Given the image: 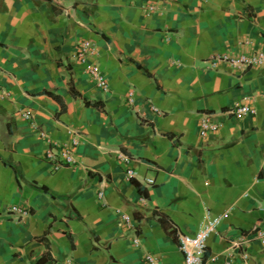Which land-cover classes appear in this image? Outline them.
I'll use <instances>...</instances> for the list:
<instances>
[{"label":"crops","instance_id":"obj_1","mask_svg":"<svg viewBox=\"0 0 264 264\" xmlns=\"http://www.w3.org/2000/svg\"><path fill=\"white\" fill-rule=\"evenodd\" d=\"M84 40L106 92L75 55ZM256 51L264 0H0V264H183L170 224L193 234L206 213L222 216L206 264H238L239 239L264 264V66L209 67ZM241 103L255 113H227ZM24 107L51 141L79 134L74 164L53 169ZM205 113L219 126L201 137Z\"/></svg>","mask_w":264,"mask_h":264},{"label":"built area","instance_id":"obj_2","mask_svg":"<svg viewBox=\"0 0 264 264\" xmlns=\"http://www.w3.org/2000/svg\"><path fill=\"white\" fill-rule=\"evenodd\" d=\"M149 10H154V6H150ZM96 54L95 46L90 41L84 40L81 41L77 48L75 55L77 59L86 64L87 74L95 82V85L102 91H108L109 85L107 78L102 73L99 65L91 60V57ZM219 62H225L232 66L244 65L247 67H263L264 66V51H256L251 54H237V53H222L215 55L209 61V67L214 68ZM10 92L2 89L0 87V99L8 98ZM127 98L130 103L134 101V91L130 90L127 93ZM154 111L158 112L155 107H152ZM229 115L240 116L245 114H254L255 108L250 104L241 103L227 110ZM19 114L23 119L29 121L34 128L37 130L40 137L44 138L48 144V148L45 151V158L51 162L53 169L57 170L60 167L66 165H72L76 162L75 150L79 145V134L72 130L68 129L67 133L69 138L66 141L56 142L51 141L45 131L38 129L33 122V112L29 108H21ZM219 124L210 120V114L205 113L199 123V133L201 137H206L209 132L216 131ZM134 171L128 169L126 175L128 178H133ZM154 180L152 178H146L145 184L152 185ZM99 195H102L100 192ZM4 212L6 215L15 218H22L29 213L26 207L21 205L12 204L5 208ZM122 220L130 228L135 227L134 221L129 215L122 214ZM222 220L221 215H209L206 213L203 225L198 231L193 234H188L179 229L175 224H170L171 231L175 238L178 241L179 249L183 255V264H206L205 259V249L207 247V240L210 235L216 231V227L220 224ZM256 238L264 247V228L256 231ZM133 244L137 245L139 243V237L136 236L133 238ZM246 241L239 239L233 243L234 247L241 248L239 255L240 262L238 264H250L249 254L245 247ZM149 262L153 263L154 259L151 256L146 257ZM232 254L228 253V258L226 264H231ZM214 257H210V260H214ZM66 264H71V262L66 261ZM234 264V263H232Z\"/></svg>","mask_w":264,"mask_h":264},{"label":"trees","instance_id":"obj_3","mask_svg":"<svg viewBox=\"0 0 264 264\" xmlns=\"http://www.w3.org/2000/svg\"><path fill=\"white\" fill-rule=\"evenodd\" d=\"M69 90L73 94L74 97H80V93L75 89L72 81H70V83H69ZM45 93L49 94L50 96H52L55 99L60 100V98L57 95L53 94L50 91H45ZM84 102H85L86 105L94 106L97 109H99L101 111H104V107H103V104H102L101 101H98V100H85ZM133 181H135V180H133ZM138 190L140 191L139 187H138ZM159 220H160L162 226L167 230L168 227H167V222H166L165 217L162 215V216L159 217Z\"/></svg>","mask_w":264,"mask_h":264}]
</instances>
